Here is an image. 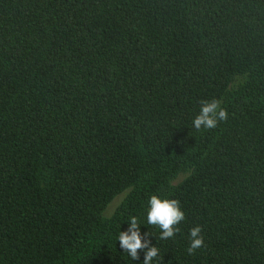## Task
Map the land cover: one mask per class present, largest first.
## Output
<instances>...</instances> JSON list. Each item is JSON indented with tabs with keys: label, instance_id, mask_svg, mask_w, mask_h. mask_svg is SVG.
Segmentation results:
<instances>
[{
	"label": "trees",
	"instance_id": "trees-1",
	"mask_svg": "<svg viewBox=\"0 0 264 264\" xmlns=\"http://www.w3.org/2000/svg\"><path fill=\"white\" fill-rule=\"evenodd\" d=\"M133 216L152 264H264V0H0V264H143Z\"/></svg>",
	"mask_w": 264,
	"mask_h": 264
},
{
	"label": "clouds",
	"instance_id": "clouds-1",
	"mask_svg": "<svg viewBox=\"0 0 264 264\" xmlns=\"http://www.w3.org/2000/svg\"><path fill=\"white\" fill-rule=\"evenodd\" d=\"M227 119V112L221 107V101L213 99L202 101L199 114L193 119L192 126L197 131L214 129L219 121ZM185 219L180 202L176 199L160 198L151 195L146 210V222L150 226L160 229L161 240L172 239L179 231L178 225ZM139 219L130 218L127 232H120L118 236L120 248L126 252L132 260H138V250L144 253L143 264H152L160 257V250L156 246H150V241L142 238L139 232ZM149 233H145L147 237ZM143 239V242H142ZM204 247V236L200 226L189 230V246L186 248L188 255H194L197 250ZM162 259V258H161Z\"/></svg>",
	"mask_w": 264,
	"mask_h": 264
}]
</instances>
